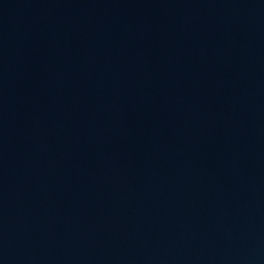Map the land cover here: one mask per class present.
<instances>
[{
	"label": "water",
	"instance_id": "water-1",
	"mask_svg": "<svg viewBox=\"0 0 264 264\" xmlns=\"http://www.w3.org/2000/svg\"><path fill=\"white\" fill-rule=\"evenodd\" d=\"M0 264H264V0H0Z\"/></svg>",
	"mask_w": 264,
	"mask_h": 264
}]
</instances>
